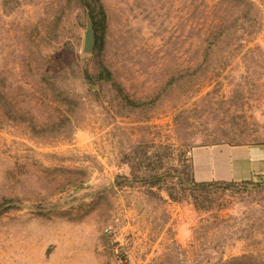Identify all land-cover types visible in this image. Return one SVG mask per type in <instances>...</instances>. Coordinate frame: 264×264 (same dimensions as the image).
I'll return each instance as SVG.
<instances>
[{"label": "rangeland", "instance_id": "rangeland-1", "mask_svg": "<svg viewBox=\"0 0 264 264\" xmlns=\"http://www.w3.org/2000/svg\"><path fill=\"white\" fill-rule=\"evenodd\" d=\"M100 1L86 51V0H0V264H264V174L187 155L264 143V0Z\"/></svg>", "mask_w": 264, "mask_h": 264}, {"label": "crops", "instance_id": "crops-1", "mask_svg": "<svg viewBox=\"0 0 264 264\" xmlns=\"http://www.w3.org/2000/svg\"><path fill=\"white\" fill-rule=\"evenodd\" d=\"M190 155L196 181H247L264 174V143L199 146Z\"/></svg>", "mask_w": 264, "mask_h": 264}, {"label": "trees", "instance_id": "trees-1", "mask_svg": "<svg viewBox=\"0 0 264 264\" xmlns=\"http://www.w3.org/2000/svg\"><path fill=\"white\" fill-rule=\"evenodd\" d=\"M87 6L89 7L90 10V18L92 20V26L94 29V34H95V42L98 44L100 41V38L102 37V30H103V24H104V19L106 18V12L104 9L103 4L101 3L100 0H97L98 2V15H96L95 11L91 7L90 1L86 0ZM99 16V18H97ZM107 74H110V71L108 69L103 68L101 72L98 75H92L88 69L85 70V77L86 80L91 83L92 85L97 83V81L101 80L102 77H105L107 79ZM127 99V97H125ZM130 103V100H127ZM195 185L199 189H208L213 186H228L230 187L232 184L226 181L223 182H217V181H205V182H195ZM80 188V186H78ZM247 188V187H246Z\"/></svg>", "mask_w": 264, "mask_h": 264}, {"label": "water", "instance_id": "water-1", "mask_svg": "<svg viewBox=\"0 0 264 264\" xmlns=\"http://www.w3.org/2000/svg\"><path fill=\"white\" fill-rule=\"evenodd\" d=\"M94 39H95V34H94V29L93 26L90 24L88 26V29L86 30L85 33V44H84V49L86 51H89L92 49L93 45H94ZM11 204L17 205V206H28L26 204H22L20 202H12Z\"/></svg>", "mask_w": 264, "mask_h": 264}, {"label": "built area", "instance_id": "built-area-1", "mask_svg": "<svg viewBox=\"0 0 264 264\" xmlns=\"http://www.w3.org/2000/svg\"><path fill=\"white\" fill-rule=\"evenodd\" d=\"M191 154V151H188L187 155H190Z\"/></svg>", "mask_w": 264, "mask_h": 264}]
</instances>
